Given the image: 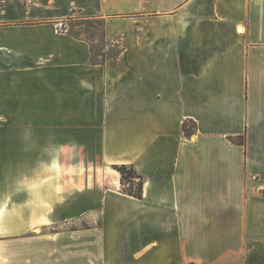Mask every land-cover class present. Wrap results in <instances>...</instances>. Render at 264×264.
I'll return each mask as SVG.
<instances>
[{
    "label": "crops",
    "instance_id": "0c3cea01",
    "mask_svg": "<svg viewBox=\"0 0 264 264\" xmlns=\"http://www.w3.org/2000/svg\"><path fill=\"white\" fill-rule=\"evenodd\" d=\"M0 264H264V0H0Z\"/></svg>",
    "mask_w": 264,
    "mask_h": 264
},
{
    "label": "rangeland",
    "instance_id": "374dc122",
    "mask_svg": "<svg viewBox=\"0 0 264 264\" xmlns=\"http://www.w3.org/2000/svg\"><path fill=\"white\" fill-rule=\"evenodd\" d=\"M132 22L141 23V20L132 21ZM68 23L73 33H75L76 35H81L82 37H85L89 39L90 41H92L96 55L101 54V49L103 48L102 40L104 39L105 19L103 18L88 19L84 17L75 16V17L70 18ZM134 31L137 35L141 36V33H142L141 27H134ZM114 170L116 169L114 168ZM127 187H129V184H127ZM136 209H137L136 206L130 205V204H123L119 208H116V207L110 206V201H108L106 203V208H105L106 214L104 213L105 217H103L104 219H103V224H102V227H104V230H106V234H109L110 236H112L113 233L118 232L116 228L117 221L113 218L119 214L118 210L123 212V211H133ZM46 213H47L46 207H34V215H43ZM123 222L125 224L126 220L124 219ZM42 225L43 224L41 223L37 224L34 222V227H37V232H39L40 234L38 236H45L42 238L48 239L47 237L48 235L50 236V239H53V238L57 239L54 241L55 245H57V242L60 240L59 238L61 236L59 235V233L67 232L70 234L69 236H74L75 232L77 233L80 230H88L89 228H91L92 226L96 224L93 218L92 219L89 217L87 218L86 215L85 216L83 215L82 217L72 219L66 223L51 225L48 227L46 226V228H42ZM121 232L126 233L127 232L126 228H123V231ZM95 240L99 241V238H96ZM72 242H74L73 239H72ZM66 243H69V241L67 240ZM30 246H31L30 244H27L26 247L24 248H30ZM29 259H26V256H25L23 257V262H28L30 261Z\"/></svg>",
    "mask_w": 264,
    "mask_h": 264
},
{
    "label": "trees",
    "instance_id": "16d2710c",
    "mask_svg": "<svg viewBox=\"0 0 264 264\" xmlns=\"http://www.w3.org/2000/svg\"><path fill=\"white\" fill-rule=\"evenodd\" d=\"M196 128V124L192 121H185L183 123V130L186 136L193 135L196 132ZM231 141L246 146L244 137L237 139L231 138ZM114 168L122 176V190L130 196L141 199L143 197L144 177L132 165H116ZM127 184H129V187H127Z\"/></svg>",
    "mask_w": 264,
    "mask_h": 264
},
{
    "label": "built area",
    "instance_id": "2783aa9c",
    "mask_svg": "<svg viewBox=\"0 0 264 264\" xmlns=\"http://www.w3.org/2000/svg\"><path fill=\"white\" fill-rule=\"evenodd\" d=\"M58 28L60 29V32H66L67 31V29L63 25H60Z\"/></svg>",
    "mask_w": 264,
    "mask_h": 264
}]
</instances>
